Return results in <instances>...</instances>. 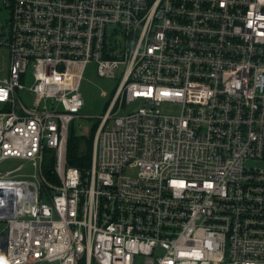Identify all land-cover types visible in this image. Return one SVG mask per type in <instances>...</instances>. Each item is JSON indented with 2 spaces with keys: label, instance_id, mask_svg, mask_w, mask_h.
I'll return each instance as SVG.
<instances>
[{
  "label": "built area",
  "instance_id": "obj_1",
  "mask_svg": "<svg viewBox=\"0 0 264 264\" xmlns=\"http://www.w3.org/2000/svg\"><path fill=\"white\" fill-rule=\"evenodd\" d=\"M1 6L0 264H264V0ZM89 63L124 66L80 169Z\"/></svg>",
  "mask_w": 264,
  "mask_h": 264
},
{
  "label": "rangeland",
  "instance_id": "obj_2",
  "mask_svg": "<svg viewBox=\"0 0 264 264\" xmlns=\"http://www.w3.org/2000/svg\"><path fill=\"white\" fill-rule=\"evenodd\" d=\"M9 17V8L1 6L0 8V23L5 27L6 21ZM0 25V31L2 29ZM7 50L4 45H0V53L6 54ZM123 64H120L115 69L116 77L100 76L96 73L94 63H89L85 70L83 79L80 84V91L83 98V106L80 110V116L74 118L70 125L69 133L76 135H82L84 137L90 135L97 126L100 115L104 113L108 99L111 96L115 86L118 83L121 71L123 70ZM106 92V95L102 93ZM140 102H135L131 107H136ZM160 111L163 113H174L178 111V106L173 103H162L160 105ZM249 164H255V162H248ZM260 164V163H259ZM1 169L9 170L15 167H20L19 171H30L31 168L27 162H24L18 158H5L1 161ZM261 166V164H260ZM44 264H48L45 262ZM91 264H98L92 261Z\"/></svg>",
  "mask_w": 264,
  "mask_h": 264
},
{
  "label": "trees",
  "instance_id": "obj_3",
  "mask_svg": "<svg viewBox=\"0 0 264 264\" xmlns=\"http://www.w3.org/2000/svg\"><path fill=\"white\" fill-rule=\"evenodd\" d=\"M95 129L90 135L84 137L74 133H68L67 139V162L80 169L89 166L92 153V139ZM76 264H85L84 258L77 260Z\"/></svg>",
  "mask_w": 264,
  "mask_h": 264
},
{
  "label": "water",
  "instance_id": "obj_4",
  "mask_svg": "<svg viewBox=\"0 0 264 264\" xmlns=\"http://www.w3.org/2000/svg\"><path fill=\"white\" fill-rule=\"evenodd\" d=\"M4 194V188L0 187V195ZM2 199L0 198V204L2 203Z\"/></svg>",
  "mask_w": 264,
  "mask_h": 264
}]
</instances>
